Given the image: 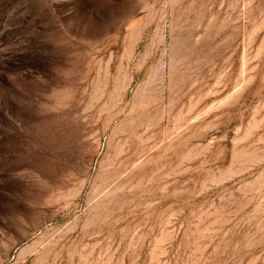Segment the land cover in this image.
Here are the masks:
<instances>
[{
  "label": "rangeland",
  "instance_id": "1",
  "mask_svg": "<svg viewBox=\"0 0 264 264\" xmlns=\"http://www.w3.org/2000/svg\"><path fill=\"white\" fill-rule=\"evenodd\" d=\"M0 264H264V0H0Z\"/></svg>",
  "mask_w": 264,
  "mask_h": 264
}]
</instances>
